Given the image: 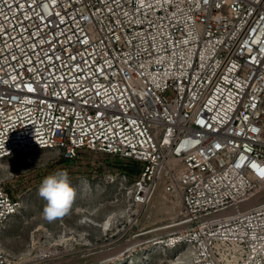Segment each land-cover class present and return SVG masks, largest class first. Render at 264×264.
<instances>
[{
    "label": "built area",
    "instance_id": "1",
    "mask_svg": "<svg viewBox=\"0 0 264 264\" xmlns=\"http://www.w3.org/2000/svg\"><path fill=\"white\" fill-rule=\"evenodd\" d=\"M42 149L179 196L181 264H264V0H0V157Z\"/></svg>",
    "mask_w": 264,
    "mask_h": 264
},
{
    "label": "rangeland",
    "instance_id": "2",
    "mask_svg": "<svg viewBox=\"0 0 264 264\" xmlns=\"http://www.w3.org/2000/svg\"><path fill=\"white\" fill-rule=\"evenodd\" d=\"M123 162L88 150L68 159L42 149L32 165L22 154L0 157V179L18 204L2 234L6 264H181L186 247L169 239L180 230V197L159 185L147 202L132 203L129 185L110 173L117 165L131 171ZM60 170L68 171L76 196L64 217L49 222L38 189ZM258 195L252 205L264 201V190Z\"/></svg>",
    "mask_w": 264,
    "mask_h": 264
},
{
    "label": "clouds",
    "instance_id": "3",
    "mask_svg": "<svg viewBox=\"0 0 264 264\" xmlns=\"http://www.w3.org/2000/svg\"><path fill=\"white\" fill-rule=\"evenodd\" d=\"M38 195L47 203L42 216L51 222L64 217L70 210L75 199L76 192L69 182L67 170H60L46 176L38 189Z\"/></svg>",
    "mask_w": 264,
    "mask_h": 264
},
{
    "label": "bare ground",
    "instance_id": "4",
    "mask_svg": "<svg viewBox=\"0 0 264 264\" xmlns=\"http://www.w3.org/2000/svg\"><path fill=\"white\" fill-rule=\"evenodd\" d=\"M157 187H158V186H154V187L152 188V190H151V192H150V195H149V198H150L151 194L154 192V190L157 189ZM261 190H264V186H263L262 188H259L257 193H259ZM257 193H256V194H257ZM259 195H260V194H259ZM259 195L256 196L255 198H254V196H253L252 198H254V199L250 198L248 201H245L243 205H244L245 207H248V206L252 205L253 202H254L255 200L257 201V199L259 198ZM149 198H148V200H149ZM148 200H147V201H148ZM147 201H146V202H147ZM144 203H145V202H144ZM169 225H170V224H169ZM166 226H167V225H166ZM170 226H171V225H170ZM44 252H45V251H44ZM52 252H53V251H52ZM41 253H43V251H42ZM41 253H40V254H41ZM45 255H46V254H43L41 257H44ZM47 256H48V255H47ZM47 256H46V257H47ZM37 257H38V256H37ZM178 258H179V260L181 259L180 256H178ZM39 259H40V258H39Z\"/></svg>",
    "mask_w": 264,
    "mask_h": 264
},
{
    "label": "water",
    "instance_id": "5",
    "mask_svg": "<svg viewBox=\"0 0 264 264\" xmlns=\"http://www.w3.org/2000/svg\"><path fill=\"white\" fill-rule=\"evenodd\" d=\"M134 168V170H136V171H138L139 170V168L138 167H133Z\"/></svg>",
    "mask_w": 264,
    "mask_h": 264
},
{
    "label": "snow or ice",
    "instance_id": "6",
    "mask_svg": "<svg viewBox=\"0 0 264 264\" xmlns=\"http://www.w3.org/2000/svg\"><path fill=\"white\" fill-rule=\"evenodd\" d=\"M219 147V146H218Z\"/></svg>",
    "mask_w": 264,
    "mask_h": 264
}]
</instances>
